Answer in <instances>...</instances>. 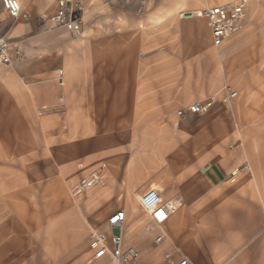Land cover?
<instances>
[{
  "label": "crops",
  "instance_id": "crops-1",
  "mask_svg": "<svg viewBox=\"0 0 264 264\" xmlns=\"http://www.w3.org/2000/svg\"><path fill=\"white\" fill-rule=\"evenodd\" d=\"M21 1L28 19L11 18L0 0V34L21 51L0 65V264H118L91 259L89 233L93 219L108 230L120 209L135 264H264L263 124L227 150L236 133L208 145L201 130L190 143L182 124L192 113L178 114L223 90L219 52L241 34L216 47L207 18L187 14L239 0H145L141 14L115 3V22L128 25L100 45L98 63L86 46L81 62L72 33L43 19L57 0ZM246 2V23L248 11L263 17L264 0ZM245 86L264 96L261 82ZM244 164L250 175L236 191L231 175ZM151 189L180 203L163 225L142 206Z\"/></svg>",
  "mask_w": 264,
  "mask_h": 264
},
{
  "label": "rangeland",
  "instance_id": "rangeland-1",
  "mask_svg": "<svg viewBox=\"0 0 264 264\" xmlns=\"http://www.w3.org/2000/svg\"><path fill=\"white\" fill-rule=\"evenodd\" d=\"M84 6L83 10V23L85 34H74L79 43L80 49L78 50L79 60L83 61L84 47L90 49L91 62L98 63L100 59L99 48L100 45H114V37L116 31H121L120 23L115 22V3H120L117 0H77ZM145 0H129L124 4L126 10L141 14L145 11ZM259 8L263 9L264 5L256 3V11ZM198 11H194V13ZM263 17L258 18L255 12L249 13L247 23L244 19V27L238 33H241L238 38H235L236 42H229L225 47L221 48L219 52V62L222 72L225 74L226 85L219 95L225 93L228 89L240 91V96L236 102L232 104L218 103L210 112L205 114H192L182 127L187 130V141L195 144L196 135L202 130V137L204 143L207 144L216 143L219 140L225 139V135L229 131L236 133V141L225 143L226 149H235L239 143V134L244 132L248 127L254 124L262 123V134L264 138V96L263 94H257L254 90H247L245 86L251 83L252 85H258L262 83L264 90V14ZM123 25L127 26L128 18H123ZM116 23L117 29L116 30ZM127 23V24H125ZM84 36V41L81 39ZM103 40V41H102ZM102 42V43H101ZM80 51V52H79ZM86 54V53H85ZM108 62L114 61L113 54H107ZM104 57V58H105ZM87 60L86 58L84 59ZM88 61V60H87ZM220 70V72H221ZM248 73L246 78L242 77L244 73ZM235 82H244L241 86H236ZM236 88V89H235ZM250 109V112L248 110ZM261 112V115L256 113ZM212 114V115H211ZM187 116V115H186ZM182 116V118L186 117ZM217 121V125L211 127V120ZM213 129V130H212ZM207 134V136H206ZM199 139V138H198ZM247 175H250V170L245 167V164L240 167V170L236 175H231V182L235 183L236 191L244 190L240 187L245 181ZM94 221L91 228L102 227L106 224L99 219H93Z\"/></svg>",
  "mask_w": 264,
  "mask_h": 264
},
{
  "label": "built area",
  "instance_id": "built-area-1",
  "mask_svg": "<svg viewBox=\"0 0 264 264\" xmlns=\"http://www.w3.org/2000/svg\"><path fill=\"white\" fill-rule=\"evenodd\" d=\"M127 2L129 0H117ZM7 14L13 19H28L30 14L26 11L21 0H1ZM15 5V7H13ZM247 9L246 0L234 1L226 4H216L205 8L202 12L189 13L188 17L203 16L207 18L212 34L214 46L224 45L233 35L244 27V15ZM84 6L77 0H57L55 13L43 16L45 21H52L57 28H63L74 34H81L84 29L83 23ZM21 51L13 49L6 34H0V65L9 64L14 58L20 57ZM59 81L64 83L63 71L60 70ZM224 94H215L205 101H196L178 110V114L185 116L186 113L205 114L210 112L218 103L230 104L239 96L237 90L228 89ZM101 176V171L92 174L91 179L78 184L74 188V194L85 193ZM142 206L150 214L151 219L157 225H163L171 215L180 208V203L174 200L163 201L158 189H151L143 197ZM127 214L123 209L115 211L107 221L108 230L101 227L92 228L89 233L90 248L94 251L91 259H98L109 255L118 264H135L138 260L139 251L129 246L125 238ZM118 229V233L113 230ZM162 239V236L157 238ZM177 264H193L185 258Z\"/></svg>",
  "mask_w": 264,
  "mask_h": 264
},
{
  "label": "bare ground",
  "instance_id": "bare-ground-1",
  "mask_svg": "<svg viewBox=\"0 0 264 264\" xmlns=\"http://www.w3.org/2000/svg\"><path fill=\"white\" fill-rule=\"evenodd\" d=\"M231 1H228V2H224V3H222V4H226V3H230ZM233 2V1H232ZM23 3V2H22ZM24 5V4H23ZM25 7V6H24ZM202 12V11H201ZM189 13V12H188ZM196 13V12H195ZM200 13V12H199ZM84 32H82V34H83ZM239 171V169H235V171H233V174L234 175H236L237 174V172Z\"/></svg>",
  "mask_w": 264,
  "mask_h": 264
},
{
  "label": "snow or ice",
  "instance_id": "snow-or-ice-1",
  "mask_svg": "<svg viewBox=\"0 0 264 264\" xmlns=\"http://www.w3.org/2000/svg\"><path fill=\"white\" fill-rule=\"evenodd\" d=\"M13 7H15V5H13Z\"/></svg>",
  "mask_w": 264,
  "mask_h": 264
}]
</instances>
